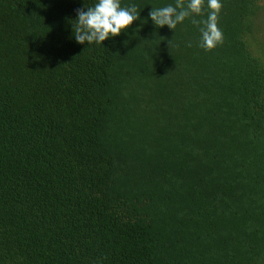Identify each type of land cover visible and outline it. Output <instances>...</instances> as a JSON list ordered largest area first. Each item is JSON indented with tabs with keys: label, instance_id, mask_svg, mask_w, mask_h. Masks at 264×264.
Listing matches in <instances>:
<instances>
[{
	"label": "trees",
	"instance_id": "obj_1",
	"mask_svg": "<svg viewBox=\"0 0 264 264\" xmlns=\"http://www.w3.org/2000/svg\"><path fill=\"white\" fill-rule=\"evenodd\" d=\"M95 2L0 0V264H264V0L211 51L175 0L81 45Z\"/></svg>",
	"mask_w": 264,
	"mask_h": 264
},
{
	"label": "clouds",
	"instance_id": "obj_2",
	"mask_svg": "<svg viewBox=\"0 0 264 264\" xmlns=\"http://www.w3.org/2000/svg\"><path fill=\"white\" fill-rule=\"evenodd\" d=\"M203 5L204 0H175L174 4L152 8L149 16L157 28L167 26L174 32L179 24L191 18V22L199 28L201 34L199 47L211 51L223 42V33L218 26L222 4L220 0H207V18L197 20L194 17L202 15ZM139 19L140 10L136 5L124 6L121 0H96L91 6L86 4V10L77 9V19L70 23L76 42L91 46L103 45L106 40L121 35ZM174 39L168 41L170 49ZM191 46L189 43L188 47Z\"/></svg>",
	"mask_w": 264,
	"mask_h": 264
}]
</instances>
